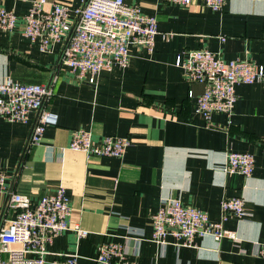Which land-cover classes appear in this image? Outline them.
Here are the masks:
<instances>
[{"label": "crops", "instance_id": "obj_1", "mask_svg": "<svg viewBox=\"0 0 264 264\" xmlns=\"http://www.w3.org/2000/svg\"><path fill=\"white\" fill-rule=\"evenodd\" d=\"M34 1L0 0V9L19 17L13 32L0 27V83L10 77L51 85L54 96L46 108L58 115V124L31 146L35 115L29 123L0 117V173L8 185L0 191V227L15 217L10 192L37 202L64 187L72 208L70 229L48 244V262L77 254L81 264H95L99 247L114 243L139 264H264L254 255L264 244V88L237 86L233 114H215L208 122L195 110L204 85L190 83L176 66L179 54L197 49L264 66V0H226L220 12L202 0L189 7L126 0L156 17L161 34L153 54L132 47L129 66L103 71L96 85L78 81L62 64V44L42 52L25 38L24 17ZM63 1L81 7L87 0ZM77 130L98 140L129 138L131 146L122 158L72 151ZM230 152L255 154L251 177L226 172ZM235 197L244 199V219L222 210V202ZM165 199L224 221L237 240L196 237L189 248L169 236L168 244L155 243L151 218ZM76 227L88 231L87 238L79 240ZM127 227L136 232L127 236ZM5 258L0 255V262Z\"/></svg>", "mask_w": 264, "mask_h": 264}, {"label": "built area", "instance_id": "obj_2", "mask_svg": "<svg viewBox=\"0 0 264 264\" xmlns=\"http://www.w3.org/2000/svg\"><path fill=\"white\" fill-rule=\"evenodd\" d=\"M166 1L189 7L195 0ZM202 1L215 12L222 11L226 3V0ZM18 25L19 17L14 11L0 9L2 30L13 32ZM23 25L25 38L38 44L42 52L62 44V64L78 81L90 85H96L99 75L116 65L127 68L132 47L153 54L156 38L161 34L156 17L146 15L139 5L128 4L126 0H87L81 7L63 0H36ZM176 66L190 83L204 85L195 110L208 122L215 114H233L237 86L261 84L264 88V66L251 61L225 60L208 49L184 51L177 56ZM53 96L51 85L25 84L9 77L0 83V117L14 123H29L35 115L30 145H36L47 127L58 124V115L46 108ZM130 146L129 138L104 136L98 140L88 131L77 130L68 148L97 157L122 158ZM255 165L254 153L230 152L226 172L248 178L253 175ZM7 190V177L0 173V191ZM8 204L15 217L0 227V255H6L0 264H81L77 254L49 262L46 259L48 244L70 229L72 208L64 187L37 202L27 195L10 192ZM222 210L226 216L233 215L239 220L248 215L242 197L224 200ZM151 220L152 240L159 245L168 244L169 236L189 248L195 247L196 237L237 240L236 233L227 230L224 221L213 222L206 212L178 199L163 200ZM75 230L79 240L87 238L88 231L80 227ZM126 231L127 236L136 232L130 227ZM124 250L121 244L103 243L95 264H139L128 260ZM254 255L264 260V244Z\"/></svg>", "mask_w": 264, "mask_h": 264}]
</instances>
